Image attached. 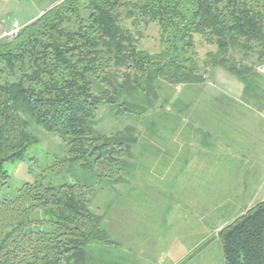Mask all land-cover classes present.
Segmentation results:
<instances>
[{
	"label": "trees",
	"instance_id": "obj_1",
	"mask_svg": "<svg viewBox=\"0 0 264 264\" xmlns=\"http://www.w3.org/2000/svg\"><path fill=\"white\" fill-rule=\"evenodd\" d=\"M128 20L156 23L162 49H141ZM22 26L0 39L8 72L0 82V191L9 181L5 164L38 142L32 122L67 142L72 165L120 179L137 135L132 126L98 131L100 108L141 116L161 81L203 82L195 36L217 46L205 65L264 99L256 72L264 64V0H64ZM91 193L79 182L25 183L13 199L0 198V264H90L89 245L112 243ZM217 236L225 264H264V200Z\"/></svg>",
	"mask_w": 264,
	"mask_h": 264
},
{
	"label": "rangeland",
	"instance_id": "obj_2",
	"mask_svg": "<svg viewBox=\"0 0 264 264\" xmlns=\"http://www.w3.org/2000/svg\"><path fill=\"white\" fill-rule=\"evenodd\" d=\"M62 1L0 0V34L12 21L24 24L41 9ZM127 24L139 35L141 49L150 53L162 49L156 23L133 25L128 20ZM3 36L0 39L7 37ZM195 41L203 82L161 81L158 97L141 116L118 115L112 106L100 108L95 119L98 131L111 133L132 126L137 135L120 179L72 165L67 160V142L32 122L29 130L38 142L22 159L5 164L9 181L0 198L13 199L25 183L59 186L79 182L90 186V208L103 217V227L112 241L89 245L90 264H225L217 234L237 211L227 206L226 196L242 192V203L254 195L257 200L264 196V99L259 103L249 93L234 99L219 97L214 107L222 109L213 117L204 90L222 85L214 71L244 83L220 66L205 65L208 52L216 51L217 46L200 36H195ZM258 67L261 77L257 83L264 88V74ZM7 78L0 63V82ZM232 151L231 159L226 154ZM208 153L221 156L218 161L229 165L215 176L202 174L200 190L196 163L200 155L202 162L215 160L208 158Z\"/></svg>",
	"mask_w": 264,
	"mask_h": 264
},
{
	"label": "crops",
	"instance_id": "obj_3",
	"mask_svg": "<svg viewBox=\"0 0 264 264\" xmlns=\"http://www.w3.org/2000/svg\"><path fill=\"white\" fill-rule=\"evenodd\" d=\"M44 10L45 9H41L37 16L32 17L27 22H25L24 24H21V25H25V24L33 21L34 18L36 19L38 16H40L44 12ZM8 29H6L5 31H7ZM5 31H3L1 34L3 35ZM217 77H218V79L216 81H218V83H220L222 85L218 86V87H216V86L208 87L207 89L204 90V92L207 93L208 96L210 97V101H209V104L207 106L209 107V110H211V114H213L212 115L213 117L215 115H217V113H219V111H220L219 109H222V108L218 109V107H214V106H216V105H214V104H216V103H214V101H217L219 97L226 100L228 98L234 99L236 97H241L245 94L244 86L241 85V83H239V82H237V80H234L233 78L225 75L224 72H218V69H216L214 71V78H217ZM203 105L206 106V104H203ZM212 111H214L215 113L214 112L212 113ZM212 155H215V154L208 153V158H210L211 160L212 159H215V160H212V161L207 162V163L201 161L202 155H200L198 157L199 161H198V163H196L197 164L196 172L199 176V179L197 181V185H198L200 190L202 189V187L204 185L202 183V178H201L202 174H209V175L215 176L218 174L219 170L226 169L227 166L229 165L227 162L218 161L219 158H221V156H219V155L212 156ZM234 155H235L234 151L226 154V156H229V158H231V159L234 158ZM235 158H238V157L235 156ZM208 180L210 182H213V178H209ZM203 182H205V179L203 180ZM214 187L217 188V186H214ZM223 190H227V188H223ZM242 194L243 193L240 192V193H237V194H234L231 196L230 195L226 196V198L228 200L227 206L236 207L237 211L232 213L235 216L234 219L236 217H238L239 215L243 214L244 212H246L248 209L253 207L258 202L264 200V196L261 197L259 200H257V199H255V195H254L253 197L249 198V200H245L244 203H242V198L240 197ZM255 194H256V192H255ZM225 195H226V193H225ZM218 228H220V227H218ZM184 248L185 247L182 245V249L184 251L183 254H185ZM190 250H192V249H190Z\"/></svg>",
	"mask_w": 264,
	"mask_h": 264
},
{
	"label": "built area",
	"instance_id": "obj_4",
	"mask_svg": "<svg viewBox=\"0 0 264 264\" xmlns=\"http://www.w3.org/2000/svg\"><path fill=\"white\" fill-rule=\"evenodd\" d=\"M3 22H6L4 19H2ZM23 26L16 20L11 22V25L7 31L4 32V36H9L11 38H14L18 32L21 30ZM258 71L264 74V64L260 65L258 67Z\"/></svg>",
	"mask_w": 264,
	"mask_h": 264
}]
</instances>
